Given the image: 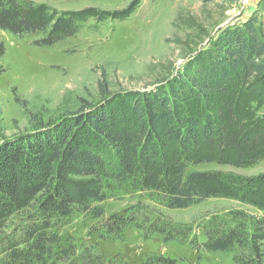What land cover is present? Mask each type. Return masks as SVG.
<instances>
[{"label":"trees","instance_id":"1","mask_svg":"<svg viewBox=\"0 0 264 264\" xmlns=\"http://www.w3.org/2000/svg\"><path fill=\"white\" fill-rule=\"evenodd\" d=\"M0 0V29L42 35L52 47L77 35L91 18L128 17L95 9L58 14L42 2ZM3 51H1V54ZM5 72L0 65V75ZM98 104L82 106L32 134L0 145V264H101L59 234L74 212L102 220L112 190L150 192L166 210H186L210 199H227L264 213V173H187L216 164L247 169L264 161V27L251 16L241 26L220 30L182 70L152 89L111 93L99 87ZM33 210L15 231L18 214ZM229 218V219H228ZM140 227L135 215H114L106 234L119 238ZM154 234L165 241H189L191 229L158 217ZM142 230V229H141ZM209 252L234 253V264H264V217L236 212L213 218L203 228ZM143 264H183L153 256Z\"/></svg>","mask_w":264,"mask_h":264},{"label":"rangeland","instance_id":"2","mask_svg":"<svg viewBox=\"0 0 264 264\" xmlns=\"http://www.w3.org/2000/svg\"><path fill=\"white\" fill-rule=\"evenodd\" d=\"M136 0H51L42 2L58 14L95 9L97 13L125 11ZM128 17L91 18L80 32L52 47H40L43 36L15 35L0 29V145L32 134L82 106L98 104L100 84L111 93L152 89L182 70L220 30L241 26L251 16L264 27V2L252 13L242 0H137ZM245 17V18H244ZM1 51H3L1 54ZM257 114L264 117V106ZM229 172L244 177L264 173V161L247 169L216 164L189 167L187 173ZM104 203L102 220L74 212L59 227V234L77 247L81 262L86 250L100 255L101 264H143L164 256L183 264H234V253L209 252L203 228L213 218L226 219L236 212L263 218L264 213L227 199H210L186 210H166L150 192L112 190ZM27 213L16 215L7 233L15 231ZM114 215H135L138 227L125 229L115 238L106 234ZM189 227V241H165L153 232L158 217ZM229 219V218H228ZM142 229V230H141ZM48 264L60 263L52 260Z\"/></svg>","mask_w":264,"mask_h":264},{"label":"built area","instance_id":"3","mask_svg":"<svg viewBox=\"0 0 264 264\" xmlns=\"http://www.w3.org/2000/svg\"><path fill=\"white\" fill-rule=\"evenodd\" d=\"M264 2V0H242V8L244 10H247L246 8H250L252 10H250L249 12H253V10L255 11L256 8L261 5ZM251 12V13H252Z\"/></svg>","mask_w":264,"mask_h":264},{"label":"crops","instance_id":"4","mask_svg":"<svg viewBox=\"0 0 264 264\" xmlns=\"http://www.w3.org/2000/svg\"><path fill=\"white\" fill-rule=\"evenodd\" d=\"M251 13V12H250ZM245 18V17H244Z\"/></svg>","mask_w":264,"mask_h":264}]
</instances>
